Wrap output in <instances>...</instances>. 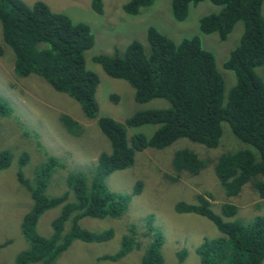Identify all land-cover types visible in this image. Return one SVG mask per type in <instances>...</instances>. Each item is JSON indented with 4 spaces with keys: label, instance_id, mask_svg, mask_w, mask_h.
Wrapping results in <instances>:
<instances>
[{
    "label": "trees",
    "instance_id": "trees-1",
    "mask_svg": "<svg viewBox=\"0 0 264 264\" xmlns=\"http://www.w3.org/2000/svg\"><path fill=\"white\" fill-rule=\"evenodd\" d=\"M153 1L127 0L122 9L137 15ZM202 1L170 0L172 18L184 21L189 8ZM208 1L217 9L198 18L200 33H216L220 40H225L237 22L243 25L238 43L228 51L221 66L215 54L203 47L200 35L175 41L153 25L146 28L144 41L133 39L123 50L116 48L111 54L91 57L106 75L131 86L135 102L142 104L154 98L169 102L167 107L137 110L118 121L99 115L95 98L99 76L86 68L85 58L95 42L91 27L51 10L43 1L28 5L23 0H0V56L4 46L9 47L16 75L35 74L55 91L77 101L84 116L95 120L109 141V151L99 154L90 178L84 172L69 173V190L59 195L47 193L52 169L59 163L57 157H49L36 168L32 180L18 170L17 180L28 190L32 203L20 223L27 246L16 254L14 264H53L74 240L104 242L112 238V229L92 232L81 227L79 220L119 217L130 195L139 194L142 186L137 181L132 193L124 195L110 191L104 178L115 170L130 167L138 151L148 147L162 149L178 138L216 148L223 133L222 123H227L233 135L256 152L244 148L220 154L214 167L220 185L228 196H235L249 182L264 199V0ZM90 5L98 13L103 11V0H90ZM223 69L235 76V83L226 94ZM11 113L8 100L0 95V116ZM61 121L69 133L80 134L81 129L72 117L62 115ZM147 124L157 125L151 136L140 132L128 135V128ZM26 159L21 156L20 166ZM10 160L11 153L1 150L0 168L7 167ZM173 166L176 172L197 175L206 161L194 151L181 148L175 151ZM71 192L73 200L68 199ZM210 197L209 193H200L196 203L179 201L175 205L179 213H196L210 219L223 233L218 238L204 239L198 246L200 264H261L264 214L249 223L224 220L223 217L234 216L238 207L224 203L220 214L215 213ZM56 206H60V212L50 222L51 234L40 235L36 227L39 217ZM68 220L70 226L66 229ZM159 232L149 230L153 237L140 257V264H163V238ZM138 246V239L129 233L116 253L100 259L117 260Z\"/></svg>",
    "mask_w": 264,
    "mask_h": 264
},
{
    "label": "rangeland",
    "instance_id": "rangeland-1",
    "mask_svg": "<svg viewBox=\"0 0 264 264\" xmlns=\"http://www.w3.org/2000/svg\"><path fill=\"white\" fill-rule=\"evenodd\" d=\"M23 1L28 5L43 1L51 10L65 13L75 22H85L91 27L95 42L86 51L85 58L86 68L99 76L95 93L99 115L118 121H123L137 110L167 107L169 102L163 98H154L142 104L135 102L131 86L124 80L106 75L100 64L91 60L93 55L111 54L116 48L123 50L133 39L144 41L146 28L153 25L175 41L200 35L203 47L215 54L216 62L221 66L243 31L242 23L237 22L225 40H220L216 33H200L198 18L217 9L208 0L191 6L188 16L181 22L172 18L170 0H154L137 15L124 12L122 5L127 0H103L101 13L92 9L90 0ZM262 14L264 16V4ZM13 59L11 49L4 46L0 56V95L8 100L12 113L0 116V151L11 153L9 165L0 168V264H14L16 254L27 246L20 223L32 200L28 190L17 180L18 170L21 169L23 175L32 180L36 168L49 157H57L59 163L52 169L47 189L49 195L55 196L69 190V173L84 172L90 178L99 154L109 151L108 139L95 120L84 116L77 101L55 91L35 74L19 77L13 70ZM222 75L226 94L235 83V76L226 69H223ZM65 114L78 123L80 134H71L66 130L61 121V116ZM156 128L157 125L151 124L128 128V135L140 132L149 137ZM222 129L220 144L216 148L178 138L162 149L148 147L138 151L130 167L107 175L104 182L110 191L129 195L136 182L141 181V192L130 195L119 217L81 218V227L92 232L112 229V238L104 242L74 240L53 264H140V257L153 237V233H149L151 228L162 235L163 264H200L196 251L198 246L204 239L218 238L223 233L210 219L196 213H179L175 209L179 201L196 203L200 193L211 194V207L215 213L220 214L224 203L238 207L234 216L223 217L224 220L249 223L255 216L264 214V199L259 197L252 183L243 185L237 195L228 196L215 175L216 161L223 152L244 148L255 151L249 144L237 139L227 123H222ZM181 148L194 151L206 161V166L197 175L188 171L176 172L174 154ZM21 156L27 158L22 166L19 164ZM68 199H74L72 192ZM59 212L60 206H56L39 217L36 227L40 235L51 234L50 222ZM69 226L68 220L66 229ZM129 233L138 239V247L114 261L100 259L103 255L116 253L123 237ZM261 264H264V259Z\"/></svg>",
    "mask_w": 264,
    "mask_h": 264
}]
</instances>
